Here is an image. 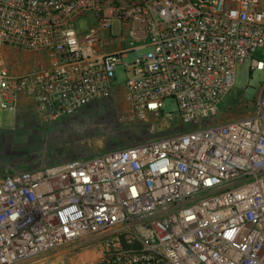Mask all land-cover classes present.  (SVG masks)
I'll use <instances>...</instances> for the list:
<instances>
[{
	"label": "built area",
	"instance_id": "built-area-1",
	"mask_svg": "<svg viewBox=\"0 0 264 264\" xmlns=\"http://www.w3.org/2000/svg\"><path fill=\"white\" fill-rule=\"evenodd\" d=\"M10 50L47 64L13 74ZM259 51L264 0H0V109L30 98L42 122L72 117L106 98L122 68L137 112L174 101L186 128L0 173V264L88 237L99 238L94 264H264V83L252 114L202 123L239 66L264 73Z\"/></svg>",
	"mask_w": 264,
	"mask_h": 264
},
{
	"label": "rangeland",
	"instance_id": "rangeland-1",
	"mask_svg": "<svg viewBox=\"0 0 264 264\" xmlns=\"http://www.w3.org/2000/svg\"><path fill=\"white\" fill-rule=\"evenodd\" d=\"M126 29L124 27L125 34ZM119 32V25L114 23L113 33ZM145 51H139L138 55ZM134 57L129 55L125 62ZM256 58L264 59V52L259 51ZM9 64L13 74L21 75L47 62L41 61L37 54L10 50ZM125 81L124 70L119 68L118 85L106 98L56 122H42L30 98H23L15 113L0 109V173L53 166L186 129L174 101H167L164 112L159 114L143 116L137 112L127 96ZM263 83L264 73L252 71L250 61L239 66L234 90L219 112L202 123H223L252 114V103ZM100 259L99 238L88 237L21 264H94Z\"/></svg>",
	"mask_w": 264,
	"mask_h": 264
}]
</instances>
